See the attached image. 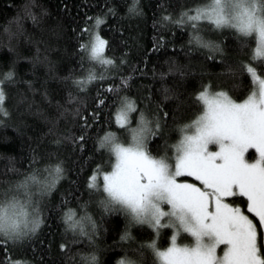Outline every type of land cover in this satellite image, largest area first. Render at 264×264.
Listing matches in <instances>:
<instances>
[{"label": "snow or ice", "instance_id": "snow-or-ice-1", "mask_svg": "<svg viewBox=\"0 0 264 264\" xmlns=\"http://www.w3.org/2000/svg\"><path fill=\"white\" fill-rule=\"evenodd\" d=\"M145 7L147 5L141 0H136L129 8V16L142 18ZM160 7L163 9L164 5ZM177 7H180L178 3ZM30 8L26 5L25 11L35 23L37 17ZM109 15H117L115 6L108 7L106 12L102 9L94 17L93 25L85 24L87 40L77 38L78 47L84 53L82 67L85 57L118 70L129 64L125 52L119 58L106 54L112 43L97 28L106 23ZM161 20L165 26L171 23L173 27H190L193 38L189 44L194 41L195 45L207 49L205 60L209 56L212 60L220 59L226 66V73L222 74L234 76L236 71L229 64L226 51L225 41L229 34L240 39L241 44H245L247 38H254L255 52L264 58V0H208L192 8L180 7L177 14H162ZM16 22L17 33L10 32V37L23 29L20 17ZM205 27L218 30L221 38L206 37ZM163 40V36L157 37L154 47ZM200 48L192 47L187 51L191 55ZM261 63L264 64V59ZM237 64L251 75L255 87L245 88L246 98L235 99L223 87L214 90L208 84L202 85V90L195 94L200 106L195 119L177 125L181 135L170 145L174 153L168 151V140L172 130L169 120L175 117L164 101H172L177 109L182 107L185 104L182 83L166 86L162 101L147 88L143 92L138 89L135 97L129 96L127 93L135 86V77L143 74L142 69L134 67L133 71L119 76L120 84L114 83L119 72L101 77L91 105L83 111L80 108L65 110L71 111L80 124L79 135L73 133L67 137L75 149L88 151L86 145L92 130L96 133L93 147L98 144L99 148L108 149L115 161L111 171H103L98 164L97 170L87 178L89 199L81 205L84 208L82 216L77 218L74 210L61 209L65 232L70 231L72 239L59 243L60 249L71 251V244L87 237L94 251L82 254L86 264H102L97 255L100 246L95 239L100 235L101 226L87 212L95 195L91 190L102 188L106 195H101L98 203L103 213L120 212L127 219L121 240L133 238L130 231L133 225H148L156 230L157 237L165 226L174 229L171 244L166 248L159 247L156 239L141 244L136 249L141 257L145 255L142 249L146 244L160 264H264V69L258 70L252 63L239 59ZM175 71L184 76L192 67L184 65ZM76 79L82 81L84 76ZM88 79L97 78L89 74ZM109 79L113 82L108 83ZM15 82L13 62L6 72L0 73V113L4 116L9 115L4 107L6 86ZM241 86L242 82L234 80L233 88ZM100 88L105 91L100 92ZM113 108L114 112L107 113V122L111 126L114 118L115 124L121 127L120 134L103 127L105 117L102 113ZM89 109L90 116L87 115ZM2 123L4 121L0 120ZM62 135L53 142L62 144ZM161 142L163 154H154L150 143L159 145ZM38 162L39 157L33 152L31 163ZM63 164L57 156L55 163L43 166V179L39 178V169L33 168L23 180L4 181L7 187L0 188V264H20L12 257L10 249L30 246L36 239L41 225L46 222L43 206L50 210L55 207L48 198L53 197L61 180L71 179ZM100 175L103 176L102 184L98 181ZM181 233L186 235L178 242ZM118 264L140 262L121 258Z\"/></svg>", "mask_w": 264, "mask_h": 264}, {"label": "trees", "instance_id": "trees-1", "mask_svg": "<svg viewBox=\"0 0 264 264\" xmlns=\"http://www.w3.org/2000/svg\"><path fill=\"white\" fill-rule=\"evenodd\" d=\"M206 2L208 0H141L147 7L144 8L145 15L137 18L135 15L129 16V8L136 0H0V73L6 72L13 62L16 71V82L6 86L4 107L9 115L0 113V120L4 121L0 124V188L7 187L4 183L6 180H23L33 168L39 169V178L43 179V166L55 163L57 156L64 161L63 166L71 177L70 180H61L53 197L48 198L55 207L50 210L48 206H43L46 222L41 225L32 244L10 249L12 257L19 260L20 264H86L82 254L94 251V246L87 243V237H81L77 243L71 244V251L60 249L58 245L72 239L71 232H65L61 209L74 210L77 218L82 216L84 208L81 205L89 199L87 178L97 170L98 164L103 171H111L115 161L114 154L110 155L108 149L99 148L98 144L93 147L95 131L90 130L86 152L76 150L71 140L67 139L73 133L79 135L77 130L80 124L71 111L65 110L80 108L83 111L84 107L91 105L97 93V81L101 77L107 78L119 72L114 83L120 84V75L128 74L134 67L142 69L143 74L135 77V86L127 94L135 97L138 89L143 92L147 88L154 91L161 101L166 86L173 87L177 83L184 85L181 91L185 104L182 107L177 109L173 107L172 101H164L175 117L169 120L172 128L168 140L170 153L175 151L170 145L180 139L177 125L188 123L198 114L200 106L196 103L195 94L202 90V85L208 84L214 90L223 87L235 99L246 98L245 88L255 87L251 75L237 64L239 59L252 63L258 70L264 69L262 59L254 56V38H247V42L241 44L236 36L228 35L226 51L229 64L236 71L234 76L222 74L226 73V66L220 59L212 60L209 56L205 60L207 49L195 45L194 41L189 44L193 38L190 27H173L171 23L165 26L161 20L162 14H177L180 7L192 8ZM177 3L180 7H177ZM26 5L31 6L30 10L35 13L37 22L34 23L32 16L26 14ZM160 5H164V8ZM111 6L116 7L117 15L107 16L106 23L99 25L97 30L112 43V48L106 54L119 58L125 52L129 64L118 70L112 65L85 57L82 67L81 56L84 53L78 47L77 38L87 40L85 24L93 25L94 17L102 9L106 12ZM17 17L21 18L23 29L10 37V32L17 33ZM6 28L9 31H5ZM203 34L213 40L221 38L218 30L207 27ZM159 36H163L164 40L154 47ZM192 47L200 50L189 55L187 49ZM189 64L192 71L186 72L184 76L175 71L177 67ZM170 68L173 70L170 71ZM89 74L97 79L90 81ZM80 75L84 79L77 81L76 77ZM234 80L242 82L243 86L233 88ZM28 81H31L30 85ZM112 82L108 80V83ZM99 91L105 90L100 88ZM107 94L111 96V93ZM112 99L115 97L112 96ZM110 110L115 111L114 108L105 109L102 113L105 117L103 127L120 134L121 127L115 124L114 118L111 126L107 122ZM87 115H91L90 109ZM59 134H63V142L57 145L53 141ZM150 150L154 154H163V142L159 145L150 143ZM33 152L39 157V162L35 164L31 163ZM102 179V175L98 176L101 184ZM91 191L95 195L87 212L101 226L100 235L95 239L100 246L97 255L102 264H118L121 258L139 261L140 264H153L155 260V264H160L146 244L142 249L145 252L143 257L136 249L150 239H156L159 247H168L172 228H162L157 237L156 230L150 226L133 225L130 228L133 238L121 240L127 224L125 215L120 212L103 213L98 200L106 193H103L102 188ZM20 195L24 196L22 189ZM85 227L88 225L85 224Z\"/></svg>", "mask_w": 264, "mask_h": 264}, {"label": "rangeland", "instance_id": "rangeland-1", "mask_svg": "<svg viewBox=\"0 0 264 264\" xmlns=\"http://www.w3.org/2000/svg\"><path fill=\"white\" fill-rule=\"evenodd\" d=\"M256 48V47H255ZM254 56H255V58H261V57H259L257 54H256V52L254 51ZM261 59H264V58H261ZM129 139H130V137H129ZM123 142V141H122ZM250 151H252V150H250ZM103 180V179H102ZM165 227H169V226H165ZM171 227V226H170ZM173 231H174V229H172ZM186 234H184V233H181L180 234V236H178L177 237V241L178 242H180L179 240H180V238L181 239H183V236H185Z\"/></svg>", "mask_w": 264, "mask_h": 264}]
</instances>
